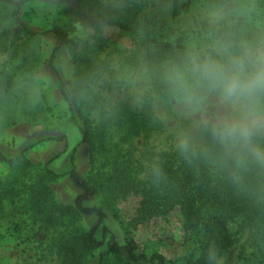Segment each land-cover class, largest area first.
<instances>
[{"label":"rangeland","instance_id":"rangeland-1","mask_svg":"<svg viewBox=\"0 0 264 264\" xmlns=\"http://www.w3.org/2000/svg\"><path fill=\"white\" fill-rule=\"evenodd\" d=\"M121 1L92 2L99 7H113ZM166 3L167 0H133L132 3L139 17L163 40H168L171 34L179 31L176 26L177 17L193 0H172L173 11L170 16L163 12ZM64 6L63 0H28L22 4L19 12L20 23L31 31L43 32L60 27L66 32L71 44L61 45L56 51L53 61L55 71L49 66L48 59L53 48L59 44L58 38L48 32L26 47L19 23L12 21L9 24L12 38L20 48L27 49L29 58L24 66L23 55L13 60L11 55L0 52V71L5 68L12 70L18 66L29 83L26 88L27 100L10 99L8 112L0 111L1 182L9 175L14 176V171L1 160V155L11 158L22 149H26L25 158L35 165L36 169L30 171L32 179L39 173L40 167L53 157L56 158L48 167L56 173L75 169L80 177L87 178L94 176L96 172L108 173L116 166L127 169V175L142 184L152 181L147 175V164L158 157L166 175L182 159L173 155L175 151L172 150L170 137L149 110L136 107L119 95L115 97L114 104L105 107L70 97L66 88L64 58L66 55L69 57L67 67L74 77L70 56L72 48L80 56L83 74L97 64L114 59L134 41L130 37L121 36L118 29L106 27L102 34L107 40L106 43L98 44L94 33V42L82 45L73 35L76 24H69ZM6 21L8 20L4 22ZM60 84L64 94L60 90ZM27 110H31L32 114H28ZM138 125L150 127L152 130H139ZM79 128L88 130L91 141L80 144L82 133ZM90 154L93 155V167L88 162ZM28 178L25 174L21 176L26 182ZM49 186L58 203L74 205L76 198L80 196L81 207L88 209L81 216L79 224L85 230L95 229V236L102 241L103 246L91 256L87 264H100L99 255L106 252L109 243L126 244L127 238L118 220L101 205L99 198L88 196L85 188L80 187L75 179L64 176L49 183ZM1 188L0 184V190ZM14 200L13 203L9 199L0 209V264H57L56 256L50 249L56 236L54 232L42 223H25V215L20 218V211L16 210L22 201L18 197ZM139 202L138 196L127 198L118 205L120 214L124 218L133 216ZM102 208L105 216L99 223L98 215ZM16 221L19 222L17 229L13 225ZM227 230L231 245L221 254L223 264H264L256 244L253 243L254 239L242 223L233 222ZM183 238L182 218L178 211L155 217L140 225L134 233L138 251L147 254L157 251L174 264L185 262L181 248ZM104 264L127 263L124 256L111 254Z\"/></svg>","mask_w":264,"mask_h":264},{"label":"clouds","instance_id":"clouds-1","mask_svg":"<svg viewBox=\"0 0 264 264\" xmlns=\"http://www.w3.org/2000/svg\"><path fill=\"white\" fill-rule=\"evenodd\" d=\"M172 11L167 0L163 12ZM176 26L170 47L160 48L145 39L141 21L128 48L79 77L66 55L70 97L105 107L122 96L154 115L185 163L237 190L264 193V0H193ZM73 35L94 42L86 25L77 23ZM147 175L166 179L158 157ZM209 258L223 264L214 247Z\"/></svg>","mask_w":264,"mask_h":264},{"label":"trees","instance_id":"trees-1","mask_svg":"<svg viewBox=\"0 0 264 264\" xmlns=\"http://www.w3.org/2000/svg\"><path fill=\"white\" fill-rule=\"evenodd\" d=\"M28 0H0V52L11 55V59L22 58L23 65L28 62L27 49L12 38L9 24L14 21L19 23L23 31L24 45L29 46L34 39L50 32L59 40L49 56L48 64L55 71L53 61L56 51L64 44H71L66 32L55 27L50 31H31L19 21V12L24 2ZM64 13L70 23L83 24L94 29L98 44L106 43L102 36L106 27L118 29L121 36L136 39V28L141 21L145 24V39L155 43L160 48L170 47L168 40L158 38L148 23L139 17L134 8L133 0H122L113 7H99L93 0H63ZM5 20H8L4 22ZM182 37H178L179 41ZM28 45V46H27ZM71 60L74 67V77L82 75L80 56L75 49H71ZM22 69L18 66L0 71V111L7 113L10 99L27 100V86L29 81L23 77ZM60 90L63 93L62 85ZM9 94V96H8ZM64 94V93H63ZM29 102H27L28 104ZM32 114L31 110H27ZM138 121V120H135ZM139 130L147 131L150 127L138 125ZM82 133L80 144L91 141L88 130L79 128ZM144 132V133H145ZM26 149L19 151L14 157L6 158L1 155V160L14 171V176L1 182L0 209L9 199L14 203L18 197L22 204L16 207L20 218L24 216L25 223H42L56 235L50 247L55 254L57 264H87L91 256L99 250L103 243L95 236V229L85 230L80 226L83 213L88 209L82 208L81 197L76 198L74 205H62L55 200L54 192L49 183L64 176L75 179L79 186L85 188L88 196L100 199L101 205L107 208L113 218L117 219L127 238L125 245L109 243L105 253H100V264H104L111 254L124 256L127 264H174L159 252H140L134 240V233L140 225L149 222L155 217L166 216L173 211H178L182 218L184 238L183 248L185 262L183 264H211L209 250L215 248L219 255L231 245L228 226L233 222H240L254 239L261 262L264 261V193L255 187L237 190L231 184L219 178H214L202 168L198 171L185 163L182 159L176 168L169 169L166 179L159 183L147 181L143 183L127 175V169L117 168L108 173H97L87 178L80 177L75 169L64 173H56L48 165L56 158L53 157L40 167L39 173L32 179L30 171L32 165L24 156ZM173 155H178L176 152ZM57 156V155H56ZM89 164L93 167V155H89ZM114 163V162H113ZM112 163V164H113ZM25 174L29 176L26 182L21 179ZM91 175V174H90ZM93 175V174H92ZM20 179V182L18 180ZM32 181V183H31ZM15 184H17L15 186ZM131 196H138L140 202L133 216L124 218L118 205ZM99 212L98 222L101 223L105 216ZM18 228L19 222H14Z\"/></svg>","mask_w":264,"mask_h":264}]
</instances>
